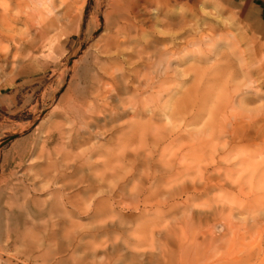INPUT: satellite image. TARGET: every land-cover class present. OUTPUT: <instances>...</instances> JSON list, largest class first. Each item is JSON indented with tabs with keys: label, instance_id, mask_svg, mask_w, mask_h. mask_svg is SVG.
<instances>
[{
	"label": "rangeland",
	"instance_id": "374dc122",
	"mask_svg": "<svg viewBox=\"0 0 264 264\" xmlns=\"http://www.w3.org/2000/svg\"><path fill=\"white\" fill-rule=\"evenodd\" d=\"M0 5V215L13 219L5 242L0 230V264H264L260 0H80L52 41L38 18L48 1ZM109 27L126 57L159 49L135 61L155 117L126 110L113 134L68 109ZM236 122L250 130L242 141L228 135ZM178 128L170 148L155 142ZM176 186L185 192L168 198Z\"/></svg>",
	"mask_w": 264,
	"mask_h": 264
},
{
	"label": "bare ground",
	"instance_id": "6f19581e",
	"mask_svg": "<svg viewBox=\"0 0 264 264\" xmlns=\"http://www.w3.org/2000/svg\"><path fill=\"white\" fill-rule=\"evenodd\" d=\"M40 1L42 2L41 7H44L45 2L48 1V6L43 9V12L41 13L39 12V15H38V18L41 21V32L40 33L44 36L48 35L47 40L52 41L55 38H57V36H59V33L62 30L63 26L66 25V22L69 18V14L73 6L79 5L80 0H40ZM5 6L0 5V10H1L0 20L4 19V16L6 14L7 9ZM46 10H49L48 13L50 14L52 19L49 20V19L44 18L43 13ZM115 15L119 19H121L123 13L117 12L115 13ZM29 17L30 16L28 15V18ZM112 29L113 27H109L108 34H106L103 38H101L96 43L95 50L90 55L89 62L84 61V64L79 69L80 74L77 72L79 74L78 75L79 77L77 78V83L79 84V87H77L76 90L74 91L72 100L70 101L71 104L69 103L71 106L69 105L68 107V109L71 107L70 108L72 111L71 114H73L74 119L77 120L79 124L83 125L87 130L92 129L91 131L93 132L94 130L95 132V129L100 124H103V129L108 128L107 130L105 129L104 133L110 132V134L111 133L113 134L119 130L120 127L115 126V124L126 116V110L131 111L132 117L137 116V115L145 116L144 115L145 113H148L150 120H152L155 117L154 111L152 110L146 111L147 110L145 108L146 106H144V103L146 100L143 99L144 98L143 96L151 95L150 89L152 88V84L150 83V81L148 80L147 76L144 73L140 74L141 71L137 70L138 64L135 63V61L136 60L141 61L144 56L143 54H146L145 51L152 50L153 54L159 53V49L157 47L152 46L151 48L147 45L148 47L145 46L141 51H136V48H132L131 50L132 53L129 54L128 57H126L124 50H123L124 45H126V40L118 37V35L121 32L120 30H117L116 28H114L113 30ZM67 46H68V42H63V43L60 42L61 49L66 50ZM42 48L44 49V46ZM143 60L145 61L146 59L144 58ZM139 68H143V71H144L147 67L140 65ZM231 74L234 75L233 73ZM64 76H65V73H63V75L61 76L62 80ZM241 77L243 78V75ZM164 82L165 81H163V83ZM124 98H127V99H124ZM243 101L244 100H241V103H243ZM226 107H229V106H226ZM173 109L174 108H172V110ZM191 111H194V109H192ZM182 112L183 111H179V114H181ZM69 118L71 119V117ZM181 122L182 123L184 122L185 126H189V125L195 124L196 120L191 116L187 119L181 120ZM240 124L236 122L234 125V128L230 132H228L229 138L231 140L242 141L244 140L245 136H247L248 133L250 132L249 128L245 129L246 127L243 128ZM130 125L133 126V124H130ZM179 132H180L179 128L176 130L174 129L173 131H168L166 135L162 138L159 137V134H157L155 137L156 140L155 139L154 140L157 144L159 142L162 143V141L167 142V146L163 148V150H165L167 147L170 148L175 142H178L181 139L180 135H178ZM91 133L87 132L89 136ZM83 166H84L83 168H85L87 165H83ZM176 166L177 168L175 169L178 172L179 167L181 165L177 164ZM72 167L73 166H66V170L72 169ZM83 171L84 170H82V172ZM56 175L51 176L49 174L42 172L41 174H38V177L41 179V181L45 183L46 182L54 183V181H57V178H58ZM177 175H179V173H177ZM66 177L67 176L64 175V178ZM96 180L93 181L86 177L85 181L90 185L96 182ZM184 192H185V188L183 186H176L173 189V191L170 194H168L169 195L168 198H170V196L172 197L180 196ZM92 214H93V217H96L95 210L92 211ZM10 220H13V219L9 214H5V217H2L0 215V230H3L2 237H3L4 242L8 240L6 234H7V229H8V222H10ZM15 231L13 232L15 233ZM208 235L210 237L209 241L216 242V243L223 240V238L226 236L224 234H222L221 236L219 235L214 236L212 233ZM234 237L232 238L235 239ZM177 244L180 245L179 242ZM242 260L244 262V258H242ZM248 262H250V258L247 256L246 263Z\"/></svg>",
	"mask_w": 264,
	"mask_h": 264
},
{
	"label": "crops",
	"instance_id": "0c3cea01",
	"mask_svg": "<svg viewBox=\"0 0 264 264\" xmlns=\"http://www.w3.org/2000/svg\"><path fill=\"white\" fill-rule=\"evenodd\" d=\"M261 5H260V11L264 14V0H260Z\"/></svg>",
	"mask_w": 264,
	"mask_h": 264
}]
</instances>
